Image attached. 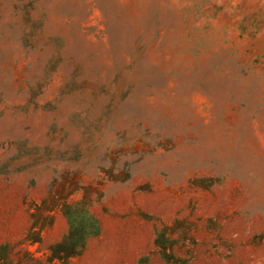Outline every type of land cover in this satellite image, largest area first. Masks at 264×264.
<instances>
[{
    "label": "rangeland",
    "instance_id": "rangeland-1",
    "mask_svg": "<svg viewBox=\"0 0 264 264\" xmlns=\"http://www.w3.org/2000/svg\"><path fill=\"white\" fill-rule=\"evenodd\" d=\"M0 264H264V0H0Z\"/></svg>",
    "mask_w": 264,
    "mask_h": 264
},
{
    "label": "trees",
    "instance_id": "trees-1",
    "mask_svg": "<svg viewBox=\"0 0 264 264\" xmlns=\"http://www.w3.org/2000/svg\"><path fill=\"white\" fill-rule=\"evenodd\" d=\"M61 209L68 219L69 228L62 239L49 247V258L65 263L80 253L89 237L99 233L100 225L85 199L74 204H62ZM31 240L39 243L41 237L37 235Z\"/></svg>",
    "mask_w": 264,
    "mask_h": 264
}]
</instances>
